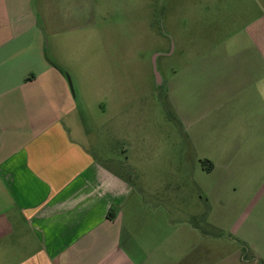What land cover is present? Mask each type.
Listing matches in <instances>:
<instances>
[{
    "label": "crops",
    "instance_id": "1",
    "mask_svg": "<svg viewBox=\"0 0 264 264\" xmlns=\"http://www.w3.org/2000/svg\"><path fill=\"white\" fill-rule=\"evenodd\" d=\"M226 1L190 0L186 21L207 32L264 33V0ZM99 7L96 0H0V264L264 262V204H236L219 223L226 235L203 232L201 219L166 218L161 233L153 232L158 220H138L128 231L133 189L87 142L91 115L119 112L125 102L126 76L96 59ZM258 90L264 99V76ZM178 223L186 227L171 232Z\"/></svg>",
    "mask_w": 264,
    "mask_h": 264
},
{
    "label": "rangeland",
    "instance_id": "2",
    "mask_svg": "<svg viewBox=\"0 0 264 264\" xmlns=\"http://www.w3.org/2000/svg\"><path fill=\"white\" fill-rule=\"evenodd\" d=\"M96 5L95 51H103L96 59L126 76L125 102L119 112L91 115L87 142L133 189L128 231L138 220H158L153 232L161 233L166 218L201 219L203 232L226 235L219 223L234 216L236 204H264V33L207 32L186 21L190 0ZM115 22L114 32L103 30ZM80 85L86 89L83 78ZM83 130L80 124V139Z\"/></svg>",
    "mask_w": 264,
    "mask_h": 264
},
{
    "label": "trees",
    "instance_id": "3",
    "mask_svg": "<svg viewBox=\"0 0 264 264\" xmlns=\"http://www.w3.org/2000/svg\"><path fill=\"white\" fill-rule=\"evenodd\" d=\"M159 90H160V89H159ZM161 94H162V93H161ZM258 264H264V262H262V261H259V262H258Z\"/></svg>",
    "mask_w": 264,
    "mask_h": 264
}]
</instances>
